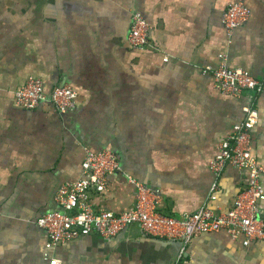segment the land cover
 I'll return each instance as SVG.
<instances>
[{"label":"crops","instance_id":"1","mask_svg":"<svg viewBox=\"0 0 264 264\" xmlns=\"http://www.w3.org/2000/svg\"><path fill=\"white\" fill-rule=\"evenodd\" d=\"M233 2L251 15L229 36L222 14ZM137 12L151 27L145 50L127 42ZM220 56L264 85V0H0V264H264V241L245 247L225 232L193 238L178 259V243L137 225L49 248L37 224L58 209V188L81 176L85 148L115 151L122 167L92 194L95 209L133 206V179L160 191L164 215L227 212L248 175L226 168L210 198L207 163L253 105V155L264 168V95L218 93L203 70ZM32 76L48 93L71 86L76 108L17 107L14 94Z\"/></svg>","mask_w":264,"mask_h":264},{"label":"built area","instance_id":"2","mask_svg":"<svg viewBox=\"0 0 264 264\" xmlns=\"http://www.w3.org/2000/svg\"><path fill=\"white\" fill-rule=\"evenodd\" d=\"M250 8L243 2L228 4L222 14V24L228 35L245 24L250 18ZM151 27L140 13L131 18L127 42L132 49L145 50L148 47ZM216 68L207 67L203 74H210L213 88L223 96L239 97L244 91L264 95V85L247 70L232 68L226 64L225 56ZM167 60V59H165ZM17 107L35 111L51 102L60 113L72 111L77 105V95L67 84L56 85L48 93L46 83L40 77H31L14 94ZM242 121L235 123L230 132L216 146L207 168L214 177L210 198L217 189V181L226 168L246 172L248 183L235 198L233 205L224 213H215L202 206L179 217L164 215L158 211L161 193L147 185L130 179L133 184L134 202L128 209L112 211L95 209L92 194L103 195L111 176L121 171V163L115 151L110 149H84L81 161V176L73 183L62 185L56 191L54 202L58 207L42 215L38 226L45 231L47 246L56 248L80 237L95 235L110 238L118 235L129 225H137L149 237L179 244V259L193 238L202 234L225 232L233 239L243 238V245L249 247L254 241H264V219L259 206L264 202L262 176L264 168L253 155L250 131L257 121L253 105L244 106ZM48 264H58L49 258Z\"/></svg>","mask_w":264,"mask_h":264},{"label":"water","instance_id":"3","mask_svg":"<svg viewBox=\"0 0 264 264\" xmlns=\"http://www.w3.org/2000/svg\"><path fill=\"white\" fill-rule=\"evenodd\" d=\"M179 245V244H178Z\"/></svg>","mask_w":264,"mask_h":264}]
</instances>
